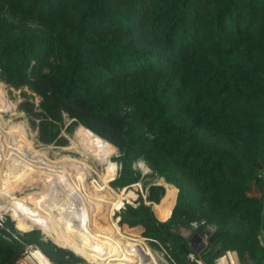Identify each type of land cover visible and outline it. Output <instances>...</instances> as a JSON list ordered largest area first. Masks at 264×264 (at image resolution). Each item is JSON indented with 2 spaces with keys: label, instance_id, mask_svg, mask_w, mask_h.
Segmentation results:
<instances>
[{
  "label": "trees",
  "instance_id": "1",
  "mask_svg": "<svg viewBox=\"0 0 264 264\" xmlns=\"http://www.w3.org/2000/svg\"><path fill=\"white\" fill-rule=\"evenodd\" d=\"M67 1L0 0V12L44 21ZM109 1L74 0L79 6L75 21L62 20L65 65L50 78L53 95H43L45 115L55 121L57 104L63 102L72 105L70 116L77 120H104L119 127L126 145L120 157L121 176L115 180L120 186L135 181L132 159L156 147L152 141L150 147L143 144L145 117L161 143L157 167L166 180L160 184L167 185L161 198L164 213L155 212L154 202L155 216L142 204L125 207L119 214V230L130 234L133 228L162 244L168 239L176 242L180 239L169 238L168 227L186 224L194 204H208L210 213L222 221L252 205L256 233L221 230L219 249L200 258L211 263L228 249L238 259L246 254L251 264L263 263L264 180L257 176L256 166L264 161V0H119L141 21L111 7ZM143 36L156 37L160 48L137 47ZM52 49L49 36H21L1 43L0 76L13 85L28 83L27 70ZM241 50L257 61L243 65ZM129 76L140 81L120 92L107 90L110 83ZM230 92L260 101L253 108L242 103L234 113L225 111L223 101H215V110L201 103L205 97L221 100ZM139 102L143 107L135 106L130 116L119 118V108ZM200 127L226 138H243L247 151L202 144L194 138ZM178 170L195 185L182 184ZM251 181L261 191L260 199L246 195ZM169 183L177 188L175 201L176 188L173 195ZM169 252L180 261V246ZM19 253L15 244L0 238V264H14Z\"/></svg>",
  "mask_w": 264,
  "mask_h": 264
},
{
  "label": "rangeland",
  "instance_id": "2",
  "mask_svg": "<svg viewBox=\"0 0 264 264\" xmlns=\"http://www.w3.org/2000/svg\"><path fill=\"white\" fill-rule=\"evenodd\" d=\"M108 5L116 9L130 12V17L136 18V21H141L136 11H130L124 1L110 0ZM78 11L79 6L74 0H68L58 14L44 21L26 20L22 18L21 15L13 14L9 11L0 12V44L21 36H49L53 42V49L47 50L42 54V58L34 64V69L32 71L30 68L27 70L26 76L28 77V83L13 85L7 81L5 77L0 76V146L3 147L4 150H8L7 154L3 155H5L7 159L10 158L9 165L11 162V168L9 169V189L7 188L9 191L6 192L7 196H5L9 199L6 211L10 210V208L15 205H13V203H15L16 196L18 200L21 199V201H23H19V203H24L26 201L22 198L25 196L28 198L29 194L33 196L35 193L38 194L45 191L47 186L46 182L48 183V181H46L47 178L45 179L46 176L43 174V169L45 167L40 166L37 168L36 164L40 163L43 165L44 163L39 161L41 159L39 153L44 155L47 153L48 158L52 160L50 163L53 164H49L50 166L56 167L64 163L73 166L72 163H77L79 167L74 168L73 166V168L67 169V171L72 170L71 175L75 180L82 181L81 176H83L88 168L89 175L85 180V190L87 193H84V197L87 199V204H90L92 209L98 206L95 201L99 202L103 198V189L100 186L99 188L101 190L99 192H95L94 187H90L91 181L97 179V175L100 181L115 193H122L124 196L128 191L132 192L131 196H127L122 200L124 209L125 207L135 208L142 204L148 207L154 215L152 211V202H154L153 206L155 212L157 214H163L164 209L161 198L164 195L167 185L160 184L161 182H166V180L158 173L157 167L158 161H160L159 158L163 155L161 153V143L158 141L154 130L147 123V120H145V117H143L144 120L142 123L144 125V136L147 141H143V144L145 147H150V141H152L156 147L152 148L151 146L150 153L132 159L130 168L135 175V181L120 186L115 180L120 179L121 176H119L121 168L120 157L125 153L126 145L122 139V132L119 127L113 126L104 120H91L89 118H84L85 120L83 121L77 120L70 116L72 105L63 102L57 104L56 112L58 116L55 121H52L43 111L46 105L43 95L49 97L53 95L50 78L58 76L62 67L65 65V58L60 46L61 40L64 39L60 30L61 22L62 20L74 22ZM105 33L109 32L105 31ZM159 45V40L156 37L143 36L137 41L136 46L159 49ZM241 51L239 60L243 65L253 64L257 61V58L254 56H249L245 51ZM139 81L140 79L129 76L123 80L110 83L107 90L111 89L120 92L130 88L134 83ZM191 87L192 89H198L196 86ZM215 101H223L224 104H226L225 111L234 113L237 108L245 102L248 107H255L259 103L260 98L254 97L247 99L243 98L242 95L239 96L236 92H230L222 96L221 100L205 97L201 103L209 107V109L215 110ZM143 104L142 102L125 104L119 108V118L122 119L123 117L130 116L133 107H143ZM79 125L86 126L90 134L79 133L77 128ZM53 133V138L49 140V137ZM194 138L200 140L202 144L214 145L217 147L225 146L237 153L247 151L248 148L247 141L243 140V138H226L201 127L194 132ZM32 146L35 149H33ZM132 150L133 149H129V153H132ZM8 153H14L15 157H9ZM66 157H71L75 159V161L72 162L71 159H66ZM101 157L103 158L100 159ZM49 159L47 160L49 161ZM12 161L15 162L12 163ZM77 165L75 164V166ZM256 167L257 175H260V178H262V176L264 177V164H257ZM16 171H18L19 175ZM79 172L81 175H79ZM178 172L182 176V184L189 188L195 185L191 180L188 182L187 177L181 170H178ZM11 173H13V176H11ZM35 173L39 174L34 175ZM11 180L13 182H11ZM15 181L17 182L15 183ZM171 185L173 186L174 195L175 186L173 184ZM20 186L22 189H20ZM121 188L126 189L125 193L123 190L119 191ZM18 189H20V191H18ZM77 189L80 192L81 189L79 187ZM14 193L16 194L14 195ZM176 193L177 188L174 201ZM81 195L83 196V193H81ZM246 195L257 199H260L262 196L261 191L257 186H254L253 181H251L250 189L246 192ZM32 196H29V198ZM68 196L70 195L62 193V197L67 200H69L67 198ZM2 199H4V197H2ZM18 200H16V202ZM108 204L110 203L106 202L104 205L99 206V208L102 209V214L101 220L99 218L98 222L103 227V219L106 218V223L115 227L113 225L115 217L109 215L110 207ZM252 208V205H248L247 207L243 206L240 210L232 214V217H226L222 221L220 218L216 217L215 214L210 213L208 204H194L192 207L193 215L186 224L176 223L168 227V237L172 239L179 238L180 240L174 242V240L168 239L166 248L170 250L171 247L177 248L180 246L183 249L187 248L188 251L196 252L200 257L212 255L219 249L221 230L250 231L254 234L256 233ZM123 210H120L118 214ZM24 212L26 213V211ZM118 214L115 213V216ZM25 215H27V213ZM11 216L13 220L7 215H3L0 226V238L6 242L15 244L20 249V252L24 246L35 244L54 264H92L73 250L74 253L69 251L66 247L59 246L53 239H45V235H41L38 229L32 228L27 231H20V228L24 229L27 227L23 222L26 217L23 214V209H21V211L17 209L13 210ZM15 219L17 221H14ZM157 221L159 223H165L163 221ZM115 228L120 229V227ZM129 230L131 233H128V235L131 236L133 234L135 235H132L133 237L145 241L143 246L149 253H155L156 256L158 255L157 258L162 255V251L157 247L156 243L149 240L151 238L141 236L139 231L137 232L133 228ZM95 234V237L99 236L101 230L97 228ZM256 238L261 241L260 243L263 242V239L259 235H257ZM160 258L162 259V256ZM212 261L211 263H206L212 264ZM238 261L239 264H251L246 254L241 256Z\"/></svg>",
  "mask_w": 264,
  "mask_h": 264
},
{
  "label": "bare ground",
  "instance_id": "3",
  "mask_svg": "<svg viewBox=\"0 0 264 264\" xmlns=\"http://www.w3.org/2000/svg\"><path fill=\"white\" fill-rule=\"evenodd\" d=\"M78 130L79 133L90 134L86 126L80 125L78 127ZM32 148L35 149L33 146ZM7 152L8 150H4L3 147L0 146V201L3 202L0 204V208L4 210L8 208V203H9V199H7L5 196H7L6 192L9 191L7 190V188L9 189L8 187L10 183L9 169L11 168L10 167L11 162L9 165L10 158L7 159V157L3 155V154H7ZM8 156L15 157V154L8 153ZM39 156L41 158L39 161L44 164L41 165L40 163H37L36 166L37 168L40 166L45 167L43 169V174L46 176L45 179L47 178L46 181H48V183L46 182L47 186L45 191L38 194L35 193L33 196L29 194V196H32L31 198H29V196L28 198L27 196H25L24 198H22L26 201L24 203H19L21 199L18 200V197L16 196V200L18 201L16 202L15 200V203H13V205L14 204L15 205L11 207L9 210V215L13 220L11 216L13 210L17 209L21 211V209H23V214L24 216H26L23 222L27 225V227L24 229L18 227L20 228V231H27L32 228L34 229L41 228L46 235H48L51 239H53L56 242V244H58L61 247H66L71 252L74 251L75 253L79 254V256H81L86 261L92 264H160L159 258H157L158 255L156 256V254L153 252L149 253L144 248L143 244L145 243V241L133 237L132 235L130 236L128 235V233L122 232L118 228H115L119 226L114 221H113V225L115 227L106 223V218L103 219V223H102L104 224L103 227L98 222L99 218L101 220V214H102V209L99 208V206H102L106 202H109L110 203L108 204V206L110 207L109 215H112L114 210L123 203L122 200L125 199L127 196H131L132 192L128 191L127 193H125L126 189L121 188L119 191L123 190L125 193L124 196L122 195V193L121 194L115 193L114 191L110 190L107 186H105L100 181L99 177L96 175L97 179L91 181L92 183H90L91 185L90 187H94L95 189L94 191L99 192L101 190L99 188L100 186L103 189V194H102L103 198L99 202L95 201L98 204V206H96L95 209H92L91 205L87 204V199H85L84 197V193H87L85 190L86 188L85 180L86 177L89 175L88 168L86 169V172H84L83 176H81L82 181L75 180V178L71 175L72 170L67 171V169H71V167L73 168V166L74 168L79 167L77 163H72L73 166L72 165L69 166V164L64 163L58 166L55 165L56 167H53L52 166L53 164L50 163L52 160L48 158L47 153L46 155L39 153ZM102 158L103 157H101L100 159ZM47 159H49V161ZM66 159H71L72 162L75 161V159H72L71 157H66ZM13 162L15 161H12V163ZM49 164L52 165L50 166ZM75 164L77 166H75ZM16 172L18 173V171ZM39 173L37 174L35 173L34 175H38ZM12 174L13 173H11V176H13ZM79 175H81L80 172ZM64 176L65 178L67 177L66 180H64L63 178ZM17 181H15V183ZM11 182L13 181L11 180ZM77 185L81 189L80 192L77 189L78 188ZM20 189H22L21 186ZM20 189H18V191H20ZM62 193H66L70 195L71 199L67 200L66 198L62 197ZM81 193H83V196L81 195ZM15 194L16 193H14V195ZM2 197H4V199H2ZM2 209H0V212ZM42 209L43 212H40V210ZM24 211H26L27 215H25L26 213ZM70 212L76 215H78L79 212L82 214V221L87 226L86 231L89 234V237H85L84 234L81 235L80 233H75V235H73L74 232L72 226L67 220V216ZM39 213L43 215L44 219L39 215ZM44 220L45 221L47 220L49 223L54 222L55 224L59 225L60 234H58L57 231H53L52 229H50L47 226V224H45ZM14 221L17 220L15 219ZM96 227L101 230V234H99V236L97 237H95L96 235L95 231L97 229ZM78 238L81 239L82 241H80ZM31 253L42 263L45 262V257L41 252L35 250L32 251ZM99 253H103V254H99Z\"/></svg>",
  "mask_w": 264,
  "mask_h": 264
},
{
  "label": "built area",
  "instance_id": "4",
  "mask_svg": "<svg viewBox=\"0 0 264 264\" xmlns=\"http://www.w3.org/2000/svg\"><path fill=\"white\" fill-rule=\"evenodd\" d=\"M257 176L260 177V175H257ZM262 179L264 180L263 176H262ZM65 180H66V178H65ZM35 190H37V189H35ZM33 192H34V190H33ZM65 195H67V194L65 193ZM67 198L71 199L70 196H68ZM124 201H126V200H124ZM1 203H3V202L0 201V204ZM0 209H2V208H0ZM123 209H124V204H121L112 213L111 217H113V216L115 217L114 218L115 223H118V220H119V214L118 213L120 212V210H123ZM40 212H43V209L40 210ZM115 213H117L118 215L115 216ZM3 215H7L8 217H10L9 210L8 211H6L4 209L1 210V212H0V226H1ZM39 215L44 219V217L41 213H39ZM67 220L72 226V229L74 232L73 235H75V233H80L81 235L84 234L85 237H89V234L86 231L87 226L83 223L82 214L80 212L78 213V215L70 212L67 216ZM51 223H49L47 220L45 221V224H47V226L50 229H52L53 231H57L58 234H60L59 225L55 224L54 222L52 224ZM35 229L40 230L39 231L40 234L45 235V239L50 238L48 235H46L42 231L41 228H35ZM79 240L82 241L81 239H79ZM146 240H148V239H146ZM149 240L156 243L157 247H159V249H161V251H162V253H161L162 259L159 257V263L160 264H207L204 261H202L200 256L194 251H187L186 254L184 252H183V254H179L180 261H178L172 256V254L166 248L167 242L165 244H162L155 239H149ZM181 249H182V247H181ZM35 250L38 252H41L40 248L38 246H36L35 244H28L27 246H24L22 251L20 252L19 256L16 258L14 264H54L53 262H51L47 258V256H45L41 252L43 254V256L45 257V262L42 263L39 259H37L36 257H34L32 255L31 252L35 251ZM99 254H103V253H99ZM212 264H239V261H238L236 253L232 250L227 249V250L222 251L220 254H218L213 259ZM261 264H264V262Z\"/></svg>",
  "mask_w": 264,
  "mask_h": 264
},
{
  "label": "water",
  "instance_id": "5",
  "mask_svg": "<svg viewBox=\"0 0 264 264\" xmlns=\"http://www.w3.org/2000/svg\"><path fill=\"white\" fill-rule=\"evenodd\" d=\"M183 249V248H182ZM183 252L186 254L187 253V250L183 249Z\"/></svg>",
  "mask_w": 264,
  "mask_h": 264
},
{
  "label": "crops",
  "instance_id": "6",
  "mask_svg": "<svg viewBox=\"0 0 264 264\" xmlns=\"http://www.w3.org/2000/svg\"><path fill=\"white\" fill-rule=\"evenodd\" d=\"M264 164V163H263Z\"/></svg>",
  "mask_w": 264,
  "mask_h": 264
}]
</instances>
